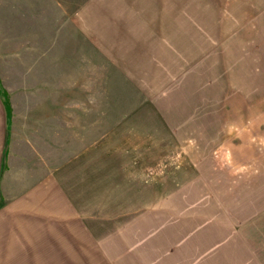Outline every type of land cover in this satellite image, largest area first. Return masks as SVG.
<instances>
[{"label": "rangeland", "instance_id": "rangeland-1", "mask_svg": "<svg viewBox=\"0 0 264 264\" xmlns=\"http://www.w3.org/2000/svg\"><path fill=\"white\" fill-rule=\"evenodd\" d=\"M82 2L0 0V98L7 118L11 106L3 90L16 113L36 121L33 131L41 150L51 147L53 172L68 163V194L75 200L88 192L100 200V223L103 213L118 219L127 209V223L143 217L160 232L161 217L164 239L185 241L181 259L264 264V0H213L217 24L196 26L206 35L188 58L210 66L211 74L157 104L148 96L152 91L135 89L116 72L126 59L117 65L75 33L73 16ZM124 162L127 171L119 168ZM1 163L2 172L7 166ZM13 173L31 179L19 168ZM114 176L112 203L102 184ZM21 186H0V224L10 220L3 206ZM92 205L78 213L89 214ZM155 207H163L164 217L150 212ZM21 220L0 228V264H89L98 253L88 242L103 234H85L84 245L70 249L52 242L50 250L43 234L34 242L33 227ZM151 233L133 232L127 244L156 238Z\"/></svg>", "mask_w": 264, "mask_h": 264}, {"label": "crops", "instance_id": "crops-1", "mask_svg": "<svg viewBox=\"0 0 264 264\" xmlns=\"http://www.w3.org/2000/svg\"><path fill=\"white\" fill-rule=\"evenodd\" d=\"M213 6V0H83L73 16L74 31L91 43L93 52L98 47L108 58L115 60L117 65L119 59H126L127 66L116 72L127 75L129 83L135 84V89L152 91L148 96L156 99L157 104L158 99L170 92L174 99V91L179 86L188 88V82L200 83L204 75L211 74L210 66L193 65V61L188 58L194 53L189 52L195 49L199 38H205L206 35L196 26L217 24L214 21L217 16L216 6ZM196 11L204 15L202 19H199L201 15ZM198 88H202L201 85ZM7 101L11 106L8 118L0 98V153L2 149L6 151L4 160L0 159V166L1 162L7 166L3 173L0 171V186L11 182L17 185L19 181L22 191L12 196L3 206V212H6L10 220L1 217L3 221L0 228L19 226L24 223L20 219H27V224L33 227L31 232L28 231L34 235L33 241L41 243V237L36 235L43 234V242L50 250L62 249L64 244L70 249V244L75 242L80 243V246L84 245L85 234H103L97 243L89 239L88 245L98 252L89 264H207L206 261L196 262L195 257L180 258L181 245L185 241H177L176 238L165 240L163 233L166 230L161 217L158 224L160 232L147 227L151 225L143 217L127 223V209L117 214L121 217L118 219L114 213H103V223H100L101 214L97 212L100 200H96L94 194L89 195L88 192L81 199L76 194L75 200L68 194V163L55 167L53 172L48 161L51 147L41 150L40 136L33 131L36 121L29 120L28 115L16 113L8 93ZM5 137H10L7 148H3ZM16 168L24 171V178L31 176V179H20L22 173H13ZM116 168L114 163L112 170ZM119 168L127 171V162ZM115 183L114 176L112 180L102 184L111 191L106 193H109L108 201L112 203H115ZM79 191L85 192L84 187H79ZM108 201L106 199L105 202ZM91 204L89 214L78 213L79 209ZM70 207L71 212H67ZM153 209L150 212H159L164 217L163 207ZM168 215L175 217L171 212ZM133 232L138 234L137 237L151 233L156 238H148L146 241L141 237L138 243L128 245L127 235ZM160 233L162 236L158 238ZM64 234H79L80 237L67 239ZM99 244L102 251H99ZM35 248L36 246L33 249ZM189 250L194 251L195 247ZM83 251L84 249L81 253ZM204 259L206 260L205 257ZM222 260L224 258L210 264H223Z\"/></svg>", "mask_w": 264, "mask_h": 264}, {"label": "trees", "instance_id": "trees-1", "mask_svg": "<svg viewBox=\"0 0 264 264\" xmlns=\"http://www.w3.org/2000/svg\"><path fill=\"white\" fill-rule=\"evenodd\" d=\"M1 93H2V95H3V98L5 97V98H7V96H6V94H5V92H4V90L3 91H1Z\"/></svg>", "mask_w": 264, "mask_h": 264}]
</instances>
